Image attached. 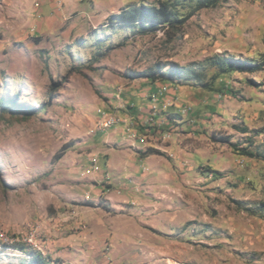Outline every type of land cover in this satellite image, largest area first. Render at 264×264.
<instances>
[{"label":"rangeland","instance_id":"1","mask_svg":"<svg viewBox=\"0 0 264 264\" xmlns=\"http://www.w3.org/2000/svg\"><path fill=\"white\" fill-rule=\"evenodd\" d=\"M0 232V264H264V0H0Z\"/></svg>","mask_w":264,"mask_h":264},{"label":"trees","instance_id":"2","mask_svg":"<svg viewBox=\"0 0 264 264\" xmlns=\"http://www.w3.org/2000/svg\"><path fill=\"white\" fill-rule=\"evenodd\" d=\"M219 1L220 0H197L199 6H215ZM169 6V1L159 2L158 6L141 4L132 9H126L120 12L116 15V18L119 19L120 22L140 23L141 26L145 28H147L148 25L154 27L160 24L174 25V23L180 21L181 18L177 17L176 13H174ZM214 64L224 72L234 69L240 71H256L262 67L263 62H249L246 60L233 59L231 57L218 56L215 58ZM150 75H152V73H150ZM242 153L249 156H257L256 153L245 149L242 150ZM43 260L40 254L32 255L31 263L42 264L44 262Z\"/></svg>","mask_w":264,"mask_h":264},{"label":"built area","instance_id":"3","mask_svg":"<svg viewBox=\"0 0 264 264\" xmlns=\"http://www.w3.org/2000/svg\"><path fill=\"white\" fill-rule=\"evenodd\" d=\"M112 121H114V120H109L108 119V121L107 122H112ZM111 124H113V122L111 123ZM110 124V125H111ZM0 239H2V240H5V241H7V242H12L13 240H18V238H16V237H11L10 239L8 238V236H6L4 233H1L0 232ZM28 240H31V239H28Z\"/></svg>","mask_w":264,"mask_h":264},{"label":"bare ground","instance_id":"4","mask_svg":"<svg viewBox=\"0 0 264 264\" xmlns=\"http://www.w3.org/2000/svg\"><path fill=\"white\" fill-rule=\"evenodd\" d=\"M101 109V108H100ZM111 120H113V119H111Z\"/></svg>","mask_w":264,"mask_h":264},{"label":"crops","instance_id":"5","mask_svg":"<svg viewBox=\"0 0 264 264\" xmlns=\"http://www.w3.org/2000/svg\"><path fill=\"white\" fill-rule=\"evenodd\" d=\"M158 90V89H157Z\"/></svg>","mask_w":264,"mask_h":264}]
</instances>
